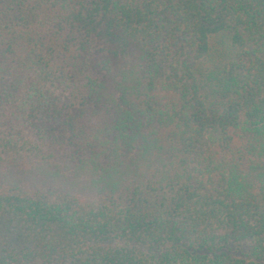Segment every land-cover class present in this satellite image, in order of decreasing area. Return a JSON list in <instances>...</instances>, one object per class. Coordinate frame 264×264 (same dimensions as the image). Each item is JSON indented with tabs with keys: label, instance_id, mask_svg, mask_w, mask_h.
Listing matches in <instances>:
<instances>
[{
	"label": "trees",
	"instance_id": "1",
	"mask_svg": "<svg viewBox=\"0 0 264 264\" xmlns=\"http://www.w3.org/2000/svg\"><path fill=\"white\" fill-rule=\"evenodd\" d=\"M0 264H264V0H0Z\"/></svg>",
	"mask_w": 264,
	"mask_h": 264
},
{
	"label": "rangeland",
	"instance_id": "2",
	"mask_svg": "<svg viewBox=\"0 0 264 264\" xmlns=\"http://www.w3.org/2000/svg\"><path fill=\"white\" fill-rule=\"evenodd\" d=\"M232 252L237 253H246L248 248L246 246H238L237 245H232L231 247Z\"/></svg>",
	"mask_w": 264,
	"mask_h": 264
}]
</instances>
